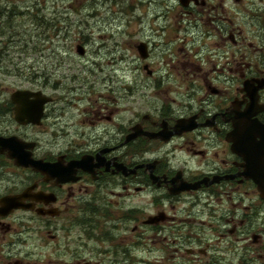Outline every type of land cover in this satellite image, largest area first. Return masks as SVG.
Listing matches in <instances>:
<instances>
[{"label": "flooded vegetation", "instance_id": "obj_1", "mask_svg": "<svg viewBox=\"0 0 264 264\" xmlns=\"http://www.w3.org/2000/svg\"><path fill=\"white\" fill-rule=\"evenodd\" d=\"M127 1L161 24L128 44L127 100L45 69L0 82V264H264V0ZM46 8L0 0V31Z\"/></svg>", "mask_w": 264, "mask_h": 264}, {"label": "rangeland", "instance_id": "obj_2", "mask_svg": "<svg viewBox=\"0 0 264 264\" xmlns=\"http://www.w3.org/2000/svg\"><path fill=\"white\" fill-rule=\"evenodd\" d=\"M141 1L148 3L150 0ZM128 3L127 0H47V28L43 30L22 29L19 20L14 19V22L18 20L16 28L0 31V56H4L0 57L3 58L0 82L4 86L13 83L12 78L6 75L7 69L19 67L28 77H32L34 71L45 69L48 77L57 80L62 87L81 89L85 99H103L105 104H111L108 98L117 97L109 90L112 88H118L124 96L126 92L123 88L126 85L133 87L134 77L137 76V53L128 44L140 38L157 43L158 39L154 37L150 25L159 23L155 21L159 11L154 6L146 13H142L144 9H141L138 15H131ZM142 16L144 26L140 32L137 25ZM79 43L86 50L84 56L77 52ZM126 53L128 58L124 62L122 58ZM124 81L126 85H123ZM124 97L127 100V96ZM119 106L124 108L126 104L123 101ZM136 107L140 105L131 111L127 110V117L136 113ZM139 256L144 263L147 260L149 264L154 258L152 252L139 253ZM158 257L166 261V256L158 254ZM30 261L40 263L33 258ZM43 263H47L45 259ZM179 263L198 264L199 261L175 256L174 264Z\"/></svg>", "mask_w": 264, "mask_h": 264}, {"label": "water", "instance_id": "obj_3", "mask_svg": "<svg viewBox=\"0 0 264 264\" xmlns=\"http://www.w3.org/2000/svg\"><path fill=\"white\" fill-rule=\"evenodd\" d=\"M77 52L80 54V55H84V48L82 46H78L77 48Z\"/></svg>", "mask_w": 264, "mask_h": 264}]
</instances>
